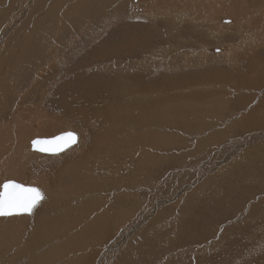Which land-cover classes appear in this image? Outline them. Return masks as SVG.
Segmentation results:
<instances>
[{
	"label": "rangeland",
	"instance_id": "1",
	"mask_svg": "<svg viewBox=\"0 0 264 264\" xmlns=\"http://www.w3.org/2000/svg\"><path fill=\"white\" fill-rule=\"evenodd\" d=\"M119 4L122 10L114 16L112 22L115 23L111 22L106 28L100 24L101 18L105 19V14L109 13L103 7L104 0H0V40H3L0 41V55H3V58L0 56V78H3L0 79V186L5 180H14L36 187L43 196L29 214L0 216V264H83L85 260L84 264H143L145 261L147 264H264V0H120ZM93 5L98 6L99 13L92 16ZM51 7L58 12L54 14ZM174 11L178 12V18ZM45 12L54 16L50 22L49 19L42 21L41 13ZM25 14L29 18L24 17ZM222 18L233 22L223 26L227 22L218 23ZM65 25L71 26L66 29ZM138 28L142 29L140 35H154L147 45V54L137 50L131 55L132 48L124 57L111 58L110 62L117 63L113 74L104 64L89 65L88 62L94 60L89 57L90 51L98 38L101 43L107 35H114L116 40L123 41ZM216 28H219L218 34L214 36ZM126 29L129 32L123 31ZM97 33L102 36L98 37ZM165 33L188 36L182 42L171 37L168 41ZM189 35L201 38L190 44ZM6 39L7 45L4 44ZM39 41L43 46L52 44L53 50L45 47L51 49L45 57L38 51L43 48ZM224 45L232 56H227L225 49L220 50ZM186 48L202 52L205 59L192 55ZM219 73L231 74L234 79L244 74V79L248 77V80L238 89H233L225 80L212 86L187 85L181 81ZM112 75L117 79L111 81ZM97 80L116 87L112 86L115 91L112 102L117 108L129 106L138 98L149 99L151 103L165 102V115L170 119L177 115L182 120L185 115L179 112L190 113L195 109L192 104L198 102L201 108L215 97H242L243 100L234 107L230 104L231 117L225 107L219 110L222 112L204 119L198 108L196 117L186 115L192 123L185 130H178L182 126H178L177 118L175 123L165 118L164 128L159 129L165 133V141L147 148L143 141L133 139L144 133L155 135L156 126L146 129L134 123L114 127L111 121H108L110 125H105L97 116L86 119L82 104L78 107L84 115L69 111L73 109L74 97H86L87 85ZM137 80L149 84L165 81L169 84V88L168 85L165 88L166 97L182 101H167L155 91L146 98L118 95L126 94L120 91L123 81ZM251 80L254 83L250 86ZM197 89L212 94L203 100H191L195 91L199 92ZM138 93L145 95V86L142 85ZM222 95L225 97L221 98ZM217 105L219 103L215 107ZM257 107L260 125L242 128L241 117L245 110ZM130 113L128 115H133ZM129 121L125 119V123ZM47 122L53 123V127L49 128ZM41 124L49 127L44 130ZM212 126L215 128L209 130ZM211 130L219 132L220 138L214 132L207 134ZM64 131L77 132L81 138L79 143L56 154L30 150L32 139ZM208 135L214 140L202 142ZM252 135H256L255 139H250ZM94 139L99 143L93 144ZM130 140L133 141L129 143ZM78 144L80 146L76 147ZM89 150L92 154L86 156L85 151ZM140 150L158 158L139 163L141 153L135 152ZM118 152L123 155L122 164L114 162L120 157ZM80 156L84 158L79 162ZM133 170L147 171L148 180L143 173L142 181L126 179L133 175ZM127 197H131L130 204L133 203L130 212L123 206ZM112 207L117 218L102 222L103 214ZM188 218L196 220L194 229L188 228ZM95 219L98 225L93 223ZM40 231L43 235H39ZM24 244H30L31 250L22 252ZM85 253L87 257L83 260Z\"/></svg>",
	"mask_w": 264,
	"mask_h": 264
},
{
	"label": "bare ground",
	"instance_id": "2",
	"mask_svg": "<svg viewBox=\"0 0 264 264\" xmlns=\"http://www.w3.org/2000/svg\"><path fill=\"white\" fill-rule=\"evenodd\" d=\"M34 1V0H33ZM35 1H37V0H35ZM41 1V0H40ZM244 1H247V0H244ZM112 2H114V0H104V8H107V12H109V13H106L105 15H106V17H105V19L102 17L101 18V22H100V24L101 25H104V27H108L109 25H112V24H110L111 22H112V20H113V18H114V16L116 15V14H118L121 10H122V5L121 4H119L120 3V0H118L117 1V3H113L112 4ZM168 2V1H167ZM34 3V2H33ZM89 3V2H88ZM87 3V4H88ZM100 3V2H99ZM169 3V2H168ZM92 4V3H91ZM115 4V5H114ZM25 5V4H24ZM29 5V4H28ZM68 5V4H67ZM95 5V4H94ZM93 5V6H94ZM114 5V7H112ZM90 5L88 4V7H89ZM92 6V5H91ZM98 6H100L99 4H98ZM98 6H96V8H95V6H94V8L93 9H91V10H93L94 12L92 13V11L90 12V14H92V16L95 14V13H99V11H98ZM123 6H124V4H123ZM41 7V6H40ZM69 7V6H68ZM73 7V6H72ZM75 7H76V5L74 6V9H75ZM86 7V6H85ZM203 7H204V5H203ZM52 8V11L54 12V14H55V12H58V10H57V8H53V7H51ZM65 8V7H64ZM66 8H67V6H66ZM101 8V7H100ZM100 8H99V10H100ZM116 8V11H113V9H115ZM33 9V8H32ZM42 9V8H41ZM70 9H71V6H70ZM85 9V8H84ZM95 9V10H94ZM101 9H103V8H101ZM43 10V9H42ZM72 10H73V8H72ZM233 10H234V8H233ZM28 11V10H27ZM31 11V10H30ZM36 11V10H35ZM78 11V10H77ZM86 10H84L83 12H85ZM101 11V10H100ZM103 11V10H102ZM26 12V11H25ZM29 12V11H28ZM47 12V11H46ZM41 13V14H43L41 17H42V21H45V20H48L49 19V22L53 19V17H51L48 13ZM75 12V11H74ZM78 12H81V11H78ZM87 12V11H86ZM89 12V11H88ZM30 13V12H29ZM40 13V12H39ZM40 14V15H41ZM71 14H74V13H71ZM86 14H88V13H86ZM90 14L88 15V16H90ZM263 14H264V8H263ZM29 15V14H28ZM33 15V14H32ZM81 15V14H80ZM80 15H79V17H80ZM103 15V14H102ZM181 15H184V14H181ZM247 15V14H246ZM35 16H37V15H34V19H36L35 18ZM70 16H72V15H70ZM83 16V15H82ZM98 16V15H97ZM24 17H28V16H26V14H25V16ZM41 17L40 18H38V19H41ZM79 17H77L78 19H80ZM95 17V16H94ZM93 17V18H94ZM29 18V17H28ZM28 18H26V19H28ZM84 18H86V17H84ZM90 18V17H89ZM89 18H87V19H89ZM92 18V17H91ZM100 18V17H99ZM22 19V18H21ZM31 19V18H30ZM23 20V19H22ZM92 20V19H91ZM224 20H225V18H223L222 19V21L224 22ZM19 21V20H18ZM74 21V20H73ZM85 21V20H84ZM88 21H90V20H88ZM87 21V22H88ZM94 21V20H93ZM95 21H97V20H95ZM219 21H221V20H219ZM19 22H23V21H19ZM26 22V21H25ZM48 22V23H49ZM68 22V21H67ZM70 23L72 22V21H69ZM83 22V21H82ZM81 22V23H82ZM91 22V21H90ZM228 22H232L231 21V19H229L228 18ZM48 23H47V25H48ZM63 23V22H62ZM108 23V24H107ZM113 23V22H112ZM115 23V22H114ZM113 23V24H114ZM23 24V23H22ZM67 24V23H66ZM72 24V23H71ZM79 24H80V22H79ZM83 24V23H82ZM99 24V23H98ZM46 25V24H45ZM46 25V26H47ZM58 25H59V23H58ZM73 25H74V23H73ZM88 25H90V24H87V26ZM92 25V24H91ZM9 26V25H8ZM14 26H16V25H14ZM19 26V25H18ZM66 26V25H65ZM69 26H71V25H69ZM68 26V27H69ZM86 26V25H85ZM44 27V26H43ZM56 27V26H55ZM67 26H66V29L68 28ZM48 28H49V25H48ZM96 28V27H95ZM9 29V28H8ZM19 30V29H18ZM54 30V29H53ZM99 30V29H98ZM142 29H140V28H138V29H134L132 32H130L129 34H132L130 37H125V39L123 40V41H120V40H116L112 35L110 36V35H107V37H105L104 38V40L100 43V41H99V39H101V38H98L97 39V43H96V45L94 46V47H92V49H91V51H90V53H91V55H89V57H93L92 59H94V60H91V61H89L88 63H89V65L91 64V66L92 65H96V64H104L105 65V68H108V69H110V72H111V74H113L112 73V70H113V67H115L116 66V64L117 63H112V62H110V60H111V58H114V57H124L133 47H135V46H144V45H146L147 43H148V38H149V41H151V37H146V34L144 35H140V33H139V31H141ZM65 30H64V28H63V32H64ZM100 31V30H99ZM99 31H97V32H99ZM124 32H129V30L128 29H126V30H123ZM218 29L216 30V34H218ZM6 32V31H5ZM82 32V31H81ZM120 32V31H119ZM122 32V31H121ZM14 33H16V31L14 32ZM20 33V32H19ZM96 33V32H95ZM61 33H59V35H60ZM101 34V33H100ZM61 35H63V34H61ZM66 35V34H65ZM97 35H98V33H97ZM57 36V35H56ZM94 36H96V35H92V37H94ZM100 35H98V37H99ZM102 36V35H101ZM100 36V37H101ZM28 37V36H27ZM60 37V36H59ZM59 37H58V39H59ZM62 37V36H61ZM87 37V36H86ZM89 37V36H88ZM1 38V37H0ZM38 40H40V37L38 36ZM57 38V37H56ZM63 38H64V36H63ZM63 38H61V40L63 39ZM81 38H84V37H81ZM95 38V37H94ZM97 38V37H96ZM4 39H5V37H4ZM36 39V38H35ZM65 39V38H64ZM63 39V40H64ZM68 39V38H67ZM70 39H72V37H70ZM69 39V40H70ZM74 39V38H73ZM86 39V38H85ZM85 39H82V41H84ZM33 40H34V38H33ZM32 39H31V42L33 41ZM47 40V39H46ZM61 40H59V43H60V41ZM88 40V39H87ZM0 41H3L2 39L0 40ZM45 41V40H44ZM65 41V40H64ZM98 41H99V43H98ZM5 42H8V40L6 39V41H4V44H6L7 45V43H5ZM12 42V41H11ZM19 42H21L20 41V39H19ZM70 42V41H69ZM87 42V41H86ZM58 43V45H61V44H59ZM61 43H62V41H61ZM90 43H91V41H90ZM94 43V42H93ZM2 44V42H0V45ZM23 44V43H22ZM34 44H35V42H34ZM39 46L40 45H42V44H40V41H39ZM37 44V45H38ZM46 44V43H45ZM6 45H5V47H6ZM36 45V44H35ZM148 45V44H147ZM10 46V45H9ZM8 46V47H9ZM43 46V45H42ZM85 46V45H84ZM88 46H90V45H88ZM0 47H2V46H0ZM4 47V46H3ZM17 47H20V46H17ZM41 47V46H40ZM45 47H48V48H51L52 50H53V48H52V44H50L49 46H47V45H45V46H43V48H40L38 51H39V53L41 54V56H43V57H45L46 56V54H50L51 53V49L50 50H47ZM54 47H56V46H54ZM7 48V47H6ZM5 48V49H6ZM67 48H69V46L67 47ZM224 48H226V47H224ZM10 49V48H9ZM9 49H6V50H9ZM12 49V48H11ZM32 50V49H31ZM60 50V49H59ZM1 51V50H0ZM12 51L14 52V49H12ZM12 51H11V54H12ZM29 51H30V49H29ZM29 51H25V52H29ZM64 51V50H63ZM99 51V52H98ZM226 51V50H225ZM4 52V51H3ZM16 52V51H15ZM57 52V51H56ZM79 52V51H78ZM77 52V53H78ZM149 52V51H148ZM8 53H9V51H8ZM59 53V52H58ZM88 53H89V51H88ZM87 53V54H88ZM159 53V52H158ZM1 54H3V53H1ZM4 55H5V53H4ZM31 55V54H30ZM35 55V54H34ZM1 56V55H0ZM3 56V55H2ZM1 56V57H2ZM3 58V57H2ZM54 58V57H53ZM86 58V57H85ZM88 58V57H87ZM259 58V57H258ZM55 59V58H54ZM90 59V58H89ZM48 60V59H47ZM50 60V59H49ZM59 60H60V58H59ZM188 60V59H187ZM257 60V59H256ZM51 61V60H50ZM72 61V60H71ZM71 61H70V63H71ZM83 61V60H82ZM81 61V62H82ZM88 61V60H87ZM255 61V60H254ZM3 62V61H2ZM40 62V61H39ZM83 62H86V60L85 61H83ZM4 63H6V60L4 61ZM3 63V64H4ZM69 63V64H70ZM87 63V62H86ZM86 63H85V66H86ZM0 64H2V63H0ZM251 64H253V63H251ZM80 65V64H79ZM38 66H39V63H38ZM82 66H84V65H82ZM254 66H257V65H255L254 64ZM103 67V66H102ZM101 67V68H102ZM1 68V67H0ZM108 69L106 70V71H108ZM156 69H157V67H156ZM96 70H97V68H96ZM1 71V70H0ZM119 71L120 72H122L121 71V69H119ZM59 72V71H58ZM96 72V71H95ZM109 72V71H108ZM109 72V73H110ZM3 73H5V72H3ZM67 73V72H66ZM105 73V72H104ZM120 74H122V73H120ZM249 74V73H248ZM99 75H101V74H99ZM106 75V74H105ZM116 75V74H115ZM231 75V74H230ZM230 75H228V76H218V75H214V74H209V75H203V76H199V77H197V76H194V77H189V78H183V79H181V81H184V84H187V85H189V84H194V83H198V82H223L224 80L225 81H227V82H232L233 83V85L235 86V87H241V86H244V84L247 82V80H248V77H247V79H244L245 78V75L243 74L242 75V77H240V76H237V78L236 79H234V78H232ZM6 76V75H5ZM97 76V75H96ZM112 76H114V75H112ZM0 77H2L1 76V74H0ZM92 77V76H91ZM105 77V76H104ZM104 77H103V79L102 80H104ZM111 77V76H110ZM232 79H231V78ZM234 77V76H233ZM97 78H99V76L97 77ZM0 79H2L3 80V78H0ZM7 79V78H6ZM63 79V78H62ZM90 79V78H89ZM89 79L87 80V81H89ZM115 79V76L113 77V79H111V81H113ZM116 79H117V76H116ZM115 79V80H116ZM122 79V78H121ZM231 79V80H230ZM5 80V79H4ZM107 80V79H106ZM109 80V79H108ZM86 81V82H87ZM186 81V82H185ZM92 81H90V83H91ZM94 82V84L92 85V83H91V85H87V87H86V97H77V96H75L74 98H76V99H73V101H74V103H73V109H69V111L71 110V111H73L74 113H81V110H82V112H83V110L85 111V115L84 114H82V115H84V117L87 119V118H90V120H91V118H93V116H94V118L97 116V118L98 119H100V121H103V124H105V125H107V124H111V122L112 123H114L113 124V126L114 125H119V127L120 126H122V125H124V124H139V125H141L143 128H151V127H154V126H156L154 129H156V131H154L156 134L154 135V134H142V135H137L133 140H139L140 142L141 141H143L144 142V144L146 145V147L148 148V147H151V146H156V145H159L161 142H163V141H165L164 140V138H165V133H163L162 131H160L159 129L160 128H164V125H165V102H153V103H151L150 101H149V99H135V100H133L132 101V103L129 105V106H126V107H124V108H117L116 106H114L113 105V99H114V88H112V86H114V85H109V83H107V84H105L104 83V81H101V80H97V81H93ZM165 81H162L161 83H158V84H149V83H147V82H144V81H142V80H137V81H134V82H131V81H123V85H121L120 86V91H122V92H124V93H126V94H123V93H119L118 95H128V97H129V95H131V94H133V95H143V97L144 98H146L147 96H150V95H152V92L153 91H155V92H157L158 93V95L160 96V97H165V88H167V86L166 85H168V88H169V84H165L164 83ZM111 83V82H110ZM121 83V82H120ZM30 84V83H29ZM31 84H33V83H31ZM72 84V83H71ZM89 84V83H88ZM116 84V83H115ZM60 85V84H59ZM145 86V90L147 91V93L144 95V94H141V93H138V91L140 90V88H141V86ZM246 85V84H245ZM2 86H4V84L2 85ZM33 86V85H32ZM31 86V87H32ZM72 86V85H71ZM116 86H117V84H116ZM250 86H251V84H250ZM4 87H6V86H4ZM61 87V86H60ZM115 87V86H114ZM64 88V87H63ZM116 88V87H115ZM3 89V88H2ZM72 90V89H71ZM59 91V90H58ZM61 94V93H60ZM117 95V98L119 97ZM194 95H195V93H194ZM193 95V96H194ZM59 96V95H58ZM125 96V97H126ZM66 97V96H65ZM67 97H68V95H67ZM139 97V96H138ZM58 98V97H57ZM120 98H122V97H120ZM119 98V99H120ZM142 98V97H141ZM65 99H67L68 100V98H65ZM123 99V98H122ZM4 100V99H3ZM115 100H117V99H115ZM127 100V99H126ZM242 100L243 99H241V98H238V99H236V100H234L233 101V103L237 106V105H240V104H242L241 102H242ZM64 101V100H63ZM72 101V102H73ZM125 101V100H124ZM180 101H182V100H180ZM66 102V101H65ZM116 102V101H115ZM121 102V101H120ZM194 103L196 102V101H193ZM192 102V103H193ZM61 103H62V101H61ZM126 103H127V101H126ZM197 103V102H196ZM230 103H231V101H229V102H224V103H219V105H217L216 107H215V104H214V107H208V106H206L207 104H205V106L203 107V106H201V108H200V105L198 104V106H199V108H200V110H201V113L203 114V115H205L206 117H207V119H208V117H210V115L212 114V115H216L215 114V111L216 110H221L222 108H224L225 109V107H226V109L228 110L229 108L230 109H232L231 107H230ZM2 104V103H1ZM4 104V103H3ZM66 104V103H65ZM64 104V105H65ZM79 104H82V108H81V110H80V108L78 107V105ZM61 105V104H60ZM67 105V104H66ZM71 105V104H70ZM223 105V106H222ZM55 106V105H54ZM192 106H194V108H196V109H194V110H190V113H187V112H182V113H184L185 114V116H184V118L181 120L180 118H178V116H177V119H178V121H177V124H179L178 126H182L181 128H178V130H181V129H187L188 127H189V125H190V123H192L191 121H189L188 120V118H186V115H194L195 117H196V115H197V105L195 104V105H193L192 104ZM62 107V106H61ZM220 109H219V108ZM234 107V106H233ZM70 108V107H69ZM192 109V108H191ZM230 109H229V113H230ZM17 110V109H16ZM226 111V110H225ZM66 112V111H65ZM68 112V111H67ZM125 112H127V113H125ZM130 112H132V114L133 115H128V113H130ZM179 112V111H178ZM217 112V111H216ZM219 112H222V111H219ZM227 112V113H228ZM206 113H207V115H206ZM226 113V114H227ZM67 114V113H66ZM131 114V113H130ZM179 114H181L180 112H179ZM73 115V114H72ZM75 115V114H74ZM78 115V114H77ZM183 115V114H182ZM15 116V115H14ZM69 116V115H68ZM80 116V115H79ZM169 116V115H168ZM167 116V117H168ZM226 116V115H225ZM229 116V115H228ZM248 116L249 117H252V113H250V115L248 114ZM38 117V116H37ZM134 117H135V119H134ZM188 117V116H187ZM212 117V116H211ZM230 117H231V114H230ZM245 117V116H244ZM244 117H241V118H244ZM41 118V117H40ZM126 118H129L130 119V121H129V123H125V119ZM173 118V117H172ZM176 119V118H175ZM175 119H170V117H168V120L171 122V123H175ZM211 119V118H210ZM218 119H219V117H218ZM83 120V119H82ZM193 120V119H192ZM1 121V120H0ZM98 121V120H97ZM108 121H111V122H108ZM221 121V120H220ZM222 121H224L223 119H222ZM26 122V121H25ZM46 122V121H45ZM66 122V121H65ZM95 122V121H94ZM182 122V124H180ZM242 122V121H241ZM48 123V122H47ZM60 123V122H59ZM32 124V123H31ZM102 123H100L99 125H101ZM102 124V125H103ZM242 124H243V122H242ZM39 125V124H38ZM44 125V124H43ZM48 125L50 126H42V124H41V126L44 128H46V127H49V128H51V126L53 127V123H48ZM55 125V124H54ZM57 125V124H56ZM55 125V126H56ZM59 125V124H58ZM136 126V125H135ZM254 126H257V122L256 123H254ZM20 127V126H19ZM98 127H100V126H98ZM102 127V126H101ZM104 127V126H103ZM115 127V126H114ZM17 128V127H16ZM45 128H44V130H45ZM95 128V127H94ZM19 129V128H18ZM36 129V128H35ZM133 129H134V127H133ZM5 130V129H4ZM30 130V129H29ZM33 130V129H32ZM49 130V129H48ZM109 130H110V128H109ZM158 130V131H157ZM15 131V130H14ZM24 131V130H23ZM127 131V130H126ZM4 132V131H3ZM18 132V131H17ZM21 132V131H20ZM97 132V131H96ZM101 132H103V131H101ZM100 132V133H101ZM107 132H108V130H107ZM116 132V131H115ZM145 132V131H144ZM6 133V132H5ZM105 133H103V135H104ZM106 134H108V133H106ZM116 134V133H115ZM134 134V133H133ZM21 135H23V134H21ZM28 135V134H27ZM97 135V134H96ZM101 135V134H100ZM102 135V136H103ZM116 136H117V134H116ZM120 136V135H119ZM118 136V137H119ZM209 136V135H208ZM216 136V135H215ZM218 136H220V135H218ZM78 137V136H77ZM92 137V136H91ZM90 137V138H91ZM100 137V136H99ZM109 137V136H108ZM83 138V137H82ZM97 138V137H96ZM81 139V138H80ZM93 139V138H92ZM207 139H209L208 137L205 139H203L202 141H205V140H207ZM251 139H255L254 137L253 138H251ZM95 140V142L93 143V144H96V143H99V141L98 140H96V139H94ZM122 140V139H121ZM133 140H130L129 141V143L131 142V141H133ZM4 141V140H3ZM82 141V140H81ZM263 141V140H262ZM1 142V141H0ZM15 142V141H14ZM101 143V142H100ZM6 145H7V143H5ZM21 144V143H20ZM91 144V143H90ZM93 144H92V146H93ZM246 145V144H245ZM80 145L78 144V146H76V147H79ZM1 147H3V146H1ZM6 147V146H5ZM3 148V149H6V148ZM10 147V146H9ZM89 147V146H88ZM93 148H95V147H92V149ZM111 148V147H110ZM113 148V147H112ZM122 148V147H121ZM139 148V147H138ZM12 149V148H11ZM89 149V148H88ZM103 149V148H102ZM108 149V148H107ZM77 150H79V149H77ZM76 150V151H77ZM94 150V149H93ZM64 151V150H63ZM83 151V150H82ZM240 151V150H239ZM62 152V151H61ZM86 152V156H87V154H89L90 156H91V152L92 151H90L89 150V152L88 151H85ZM105 152V151H104ZM108 152H109V150H108ZM112 152V151H111ZM139 152L141 153V157H140V159H141V161H139V163H142V161L143 162H146V163H148V162H150L152 159H156V158H158V157H156V156H154L153 154H149L147 151L146 152H144L143 150H140V151H136L135 152V154H138L139 155ZM242 151H240V153H241ZM91 153V154H90ZM119 153V152H118ZM83 155V154H82ZM118 156H120V157H116L117 158V160H115L114 162H119L120 164H122V157H123V155L121 154V153H119L118 154ZM136 156V155H135ZM264 156V155H263ZM9 157V156H8ZM84 157H85V155H84ZM84 157H82V156H80V158H79V162H80V160H82ZM87 158V157H86ZM98 158V157H97ZM130 158V157H129ZM72 159V158H71ZM100 159V158H99ZM126 159H127V157H126ZM140 159H136V160H140ZM264 159V158H263ZM108 160H109V157H108ZM124 160V159H123ZM133 160V159H132ZM136 160H135V162H136ZM212 160V159H211ZM213 161V160H212ZM263 161V160H262ZM102 162V161H101ZM125 162V161H124ZM105 163V162H104ZM118 163V164H119ZM126 163V162H125ZM130 163V162H129ZM66 164V163H65ZM114 164V163H113ZM124 164V163H123ZM128 163H126L125 165H127ZM262 164V163H261ZM116 165V164H115ZM1 166H3V164L1 165ZM63 166V165H62ZM123 166V165H122ZM133 166V165H132ZM64 168H65V166H63ZM261 167H263V164H262V166ZM5 168V167H4ZM105 168V167H104ZM262 169H264V168H262ZM90 170V169H89ZM249 170V169H248ZM111 171H112V169H111ZM239 171V170H238ZM94 172V171H93ZM175 172H177V171H175ZM92 173V172H91ZM111 173V172H110ZM141 173H143V175L145 176V177H147V180H148V172L146 171V172H141V171H135V170H133V172L131 173V174H133V175H131V176H128V177H125L126 179H131V178H133V179H135L136 181H142V179L143 178H145V177H143L142 175H141ZM263 173V172H262ZM116 174H118V173H116ZM5 175V174H4ZM13 175V174H12ZM11 175V176H12ZM60 175V174H59ZM70 175V174H69ZM126 175V174H125ZM124 175V176H125ZM181 175V174H180ZM253 175V174H252ZM79 176V175H78ZM105 177V176H104ZM112 177V176H111ZM181 177V176H180ZM210 177V176H209ZM259 177V176H258ZM59 178V177H58ZM121 178V177H120ZM7 179V178H6ZM63 179V178H62ZM66 179V178H65ZM110 179V178H109ZM44 180V179H43ZM205 180V179H204ZM257 180V179H256ZM264 181V180H263ZM19 183V182H18ZM74 183V182H73ZM136 183V182H135ZM2 184V183H1ZM21 184V183H20ZM92 184V183H91ZM121 184V183H120ZM189 184V183H188ZM22 185H24V184H22ZM71 185V184H70ZM73 185V184H72ZM117 185V184H116ZM109 186V185H108ZM189 186V185H188ZM216 188V187H215ZM185 188H183V190H184ZM63 192V191H62ZM187 192V191H186ZM66 193V192H65ZM185 192H183V194H184ZM182 194V195H183ZM73 195V194H72ZM81 196H83V195H81ZM184 196H185V194H184ZM66 197V196H65ZM76 197V196H75ZM57 198V197H56ZM69 198V197H68ZM128 198V197H127ZM126 198V200L127 201H124V204H123V206L125 207V209H129L131 206H133L132 204H130V198H128L127 199ZM186 198V197H185ZM184 198V199H185ZM79 199V198H78ZM83 199H84V197H83ZM107 199V198H106ZM118 199V198H117ZM206 200V199H205ZM161 201V200H160ZM183 201V200H182ZM50 202V201H49ZM72 202V201H71ZM70 202V203H71ZM163 204L165 203V200L162 202ZM56 204V203H55ZM106 204V203H105ZM109 204H111V203H109ZM114 205V204H113ZM120 207V206H119ZM52 208H54V207H52ZM106 208H107V206H106ZM152 208V207H151ZM78 209V208H77ZM118 209V208H117ZM103 210V209H102ZM101 210V212H103ZM108 210V209H107ZM120 210H121V208H120ZM130 210L131 209H129V212H130ZM55 212H56V210H54ZM182 211V210H181ZM213 211V210H212ZM108 213H104L103 214V217H104V219H100L102 222H106V221H108V220H113L112 218L114 217L115 219L117 218V216H116V213H115V208L114 207H112L111 209H110V211H107ZM214 212V211H213ZM152 213V212H151ZM23 214H29V213H23ZM22 214V215H23ZM213 214V213H212ZM14 215H17V214H14ZM19 215V214H18ZM196 218V217H195ZM9 219V218H8ZM44 219H46V218H44ZM54 219V218H53ZM188 219H190V218H188ZM193 219V220H192ZM192 219H190L189 221L187 220V223H188V228H192V229H194L193 227H194V222L196 221H194V218H192ZM55 220V219H54ZM97 219H95V222H93V223H95V225L98 223V221H96ZM98 220H99V218H98ZM52 222H53V220H52ZM115 222V221H114ZM114 222L112 223V225H114ZM55 223V222H54ZM71 223V222H70ZM101 223V222H100ZM77 223H75V225H76ZM86 224H88V223H86ZM74 225V224H73ZM98 225V224H97ZM100 225V224H99ZM122 225V224H121ZM125 225V224H124ZM41 226V225H40ZM39 226V227H40ZM45 226H47V225H45ZM77 226V225H76ZM90 226V225H89ZM108 226L110 227L111 225L110 224H108ZM52 227V225L50 226V228ZM97 227V226H96ZM112 228V227H111ZM4 229H6V228H4ZM36 229V228H35ZM94 229H95V227H94ZM98 229V228H97ZM46 232L45 233H49V231L47 230V229H44ZM105 230L106 231H108L109 230V228H106L105 227ZM7 231V230H6ZM99 231V230H98ZM101 231V230H100ZM93 232V231H92ZM2 233H4V231H2ZM38 234V233H37ZM52 234V233H51ZM9 235H11L10 233H9ZM39 235H43V233L40 231L39 232ZM99 235V234H98ZM97 235V236H98ZM185 234L183 233V236H184ZM42 237V236H41ZM4 238V237H3ZM5 238H8V237H5ZM9 238H11V237H9ZM44 238V237H43ZM97 238V237H96ZM94 239V238H93ZM100 239V238H99ZM6 240V239H5ZM5 240H3V241H5ZM29 240V239H28ZM78 240V239H77ZM97 240V239H96ZM43 241V240H42ZM41 241V242H42ZM126 241V240H125ZM13 242V241H12ZM12 242H10V243H12ZM28 242V241H27ZM10 245V244H9ZM12 245V244H11ZM34 245V244H33ZM30 247H32L30 244H28V245H25L24 244V246L22 247V252H25V251H29V250H31L30 249ZM8 248V247H7ZM20 248V247H19ZM34 248H36V247H34ZM155 248V247H154ZM153 248V249H154ZM49 249V248H48ZM157 249V248H156ZM16 250V249H15ZM19 250H21V249H19ZM163 250V249H162ZM10 251H11V249H10ZM18 251V250H17ZM33 251V250H32ZM89 251H91V250H89ZM155 251V250H154ZM157 251V250H156ZM155 251V253H157ZM19 252V251H18ZM31 252V251H30ZM88 252V251H87ZM110 252V251H109ZM149 252H151V254H153L152 253V250L151 251H149ZM16 253V252H15ZM19 253H21V251L19 252ZM52 253V252H51ZM51 253H49L50 255H51ZM22 254V253H21ZM20 254V256H22ZM24 254V253H23ZM26 254V253H25ZM31 254V253H30ZM54 254H56V253H54ZM158 254V253H157ZM85 255V257H83V260H85L84 258H86L87 257V254L85 253L84 254ZM83 255V256H84ZM46 256H49V255H46ZM53 256V255H52ZM155 256H156V254H155ZM12 257H13V255H12ZM11 257V258H12ZM15 257V256H14ZM17 257V256H16ZM45 257V256H44ZM43 257V258H44ZM141 257V256H140ZM138 258V259H141V258ZM152 257V256H151ZM25 258V257H24ZM34 258H35V256H34ZM46 258V257H45ZM152 258H154V257H152ZM143 259V258H142ZM8 260V259H7ZM35 260V259H34ZM50 260V259H49ZM100 260V259H99ZM153 260V259H152ZM158 260V259H157ZM46 261V260H45ZM85 261H87V260H85ZM85 261H84V263H85ZM105 261V260H104ZM148 261V260H147ZM33 262V261H32ZM102 262V261H101ZM137 262V261H136ZM135 262V263H136ZM141 262V261H140ZM83 263V264H84ZM89 263V262H88ZM138 263V262H137ZM136 263V264H137ZM142 263V262H141ZM146 263V261L143 263V264H145ZM148 263H149V261H148ZM32 264H34V263H32ZM39 264V263H38ZM139 264V263H138ZM147 264V263H146ZM151 264V263H150Z\"/></svg>",
	"mask_w": 264,
	"mask_h": 264
},
{
	"label": "crops",
	"instance_id": "3",
	"mask_svg": "<svg viewBox=\"0 0 264 264\" xmlns=\"http://www.w3.org/2000/svg\"><path fill=\"white\" fill-rule=\"evenodd\" d=\"M132 1H134V0H132ZM130 5H131V3H130ZM174 7V6H173ZM181 8V7H180ZM179 8V9H180ZM184 10H186V9H184ZM182 11V12H186V11ZM177 11V10H176ZM176 11H174L175 12V17H176V15H178L177 13L178 12H176ZM176 18H178V17H176ZM223 19V18H222ZM222 19H221V21H219L218 20V23H223V21H222ZM226 19H228V18H225V20H224V22H227V23H224V24H222L223 26H225V25H229V24H232V22H233V20H231L232 22L230 23H228V20H226ZM116 21V20H115ZM217 29H219V28H216V29H213V32H214V36H216L217 34H216V30ZM184 34V33H183ZM182 33H179L178 35H176V36H172L171 34H169V33H165V36H166V40H168V41H170L169 40V37H171V38H174L175 39V41L176 42H182L183 41V39L185 38V37H187L188 35H186V34H184L183 35ZM159 35H157V37H158ZM213 36V35H212ZM146 37L148 38V37H150V35H148L147 36V34H146ZM189 37L191 38V40H189V43L191 44V43H194L193 41H195V39L197 38V39H199V38H201V36H197V35H189ZM154 38V35H152L151 34V40ZM159 38H162V37H159ZM178 38V39H177ZM163 39V38H162ZM177 39V40H176ZM164 40V39H163ZM150 41H149V38H148V43H149ZM147 43V44H148ZM147 44L146 45H144V46H135V47H133V51H132V53H131V55H133L134 53H135V51H137V50H141V51H144V53L145 54H147L148 52H147ZM201 44V46H202V44H204L203 42H201L200 43ZM224 47H226L227 48V46L226 45H224V46H222L221 48H220V50H224L225 48ZM186 49H188L189 51H191L192 52V55H194V56H197V57H199V55H200V57H202L203 59H205V57L204 56H201L202 55V52H196V50L195 49H191V48H186ZM202 49H205L206 51H208L209 49H211V47H209V49H207V48H202ZM226 50V49H225ZM224 50V51H225ZM209 52V51H208ZM226 53V55L227 56H232V55H229L228 54V51H225ZM197 53V54H196ZM196 54V55H195ZM213 58V57H212ZM228 75V74H227ZM226 74H225V76H227ZM218 76H224V73H219V75ZM224 76V77H225ZM237 76H240V75H237ZM254 80H251L250 82H249V84H251V85H253L252 84V82H253ZM217 83H219V82H217ZM229 83H231V87L233 88V89H238V88H240V87H235L234 85H233V83L232 82H229ZM254 83V82H253ZM209 85V86H212L213 84H215V82H199V83H197V85ZM197 85H195V86H197ZM231 87H228L229 89H232ZM242 87V86H241ZM198 88V87H197ZM197 90H199V92H196L195 91V95L194 96H192L191 97V100H203V99H205V98H207L208 96H210L212 93H209V92H206V91H204V90H201V89H197ZM168 93L170 94V92L168 91ZM179 93H181V92H179ZM166 93H165V97H166ZM224 95V94H223ZM221 96V98L222 97H225V96ZM170 96V95H169ZM238 98H242V97H234L233 99H228V97H226V99H216V97L211 101V102H205L206 104H207V106L208 107H214V104H216V103H224V102H229V101H231V105L232 106H236L234 103H233V101L234 100H236V99H238ZM166 99H167V101H171V102H177V101H180V99H173V98H171V99H168L167 97H166ZM243 99V98H242ZM190 100V99H189ZM191 102H193V101H191ZM197 110H198V108H199V106H198V102H197ZM263 107H264V102H263V105H262ZM219 108V107H218ZM196 109V108H195ZM220 109V108H219ZM223 109V108H222ZM221 109V110H222ZM200 110V109H199ZM217 111V112H216ZM215 111V114L216 113H218V110H216ZM229 111V109L227 110V112ZM246 111H248V110H245V113H243V116L242 117H244L243 119H242V122H243V126H242V128H244V129H246V128H253V127H256V126H254V123H256L257 122V126L258 125H260L259 123H260V118H257L256 116H257V111H259V108L257 107L256 109H251L250 111H248V112H246ZM243 112V111H242ZM242 112H240L239 113V115L242 113ZM250 113H252V117H249L248 116V114L250 115ZM185 115L184 113H182L181 112V114L180 115ZM197 114H198V112H197ZM228 114L230 115V114H232L231 113V110H230V113L228 112ZM206 115H207V113H206ZM207 118L205 115H202V118ZM165 118H167V115H165ZM173 118H177V115H176V117L175 116H173ZM179 118V117H178ZM204 118V119H205ZM212 122V121H211ZM261 124H262V122H261ZM215 128V126H212V127H210L209 128V130L210 129H214ZM200 131H203V129L202 130H200ZM217 133V136L218 135H220L219 134V132H217V131H213V130H211L210 132H208L207 134H212V133ZM75 133H77V132H75ZM203 133V132H202ZM77 140H76V142L74 143L75 145L77 144V143H79V139H80V136L78 135V133H77ZM256 136V135H255ZM254 135H252L251 137L253 138V137H255ZM219 138H220V136H218ZM204 139V138H203ZM203 139H201V140H203ZM210 139H212V140H214L213 138H212V136L210 137L209 136V139H207V140H210ZM228 138H226V139H224V140H227ZM251 139V138H250ZM206 141V140H205ZM205 141H202V142H205ZM201 142V143H202ZM214 142V141H213ZM215 144H218V143H215ZM203 146V145H202ZM214 148H216V146H214ZM67 149V148H66ZM260 150H262V149H260ZM212 159H213V157H212ZM214 162H213V164H215L216 162H215V160H213ZM24 215V214H23ZM18 255V254H17ZM32 264V263H31Z\"/></svg>",
	"mask_w": 264,
	"mask_h": 264
},
{
	"label": "snow or ice",
	"instance_id": "4",
	"mask_svg": "<svg viewBox=\"0 0 264 264\" xmlns=\"http://www.w3.org/2000/svg\"><path fill=\"white\" fill-rule=\"evenodd\" d=\"M76 141V135L67 132L50 140H35V145H49L56 150H63L66 145ZM45 151V148H41ZM56 154V152H53ZM43 199L41 192L37 188H25L13 181L3 184V193L0 194V216H8L13 213H31L36 204Z\"/></svg>",
	"mask_w": 264,
	"mask_h": 264
},
{
	"label": "water",
	"instance_id": "5",
	"mask_svg": "<svg viewBox=\"0 0 264 264\" xmlns=\"http://www.w3.org/2000/svg\"><path fill=\"white\" fill-rule=\"evenodd\" d=\"M67 132H72V133H74V134L76 135V140H77V134H76L75 132H73V131H64V132H61V133L56 134V135L51 136V137H37V138L32 139V140L30 141V150H32V151H36V152H39V153H44V154H53V152L59 153V152L65 150L66 148L70 147L71 145H73L76 141H75L74 143L70 144V145H66V146L63 148V150H56V149H54L52 146H49V145H35L33 142H34L35 140H38V139H39V140H50V139H53L54 137H57V136L63 135V134H65V133H67ZM41 148H45L46 150H45V151H41V150H40ZM8 181H13V182H15V183H17V184H20V183H18L17 181H14V180H5V181L2 182V184H1V186H0V194L3 193V184L6 183V182H8ZM20 185H22V184H20ZM22 186L25 187V188H36V187L31 186V185H22ZM23 213H28V212L13 213L12 215H14V214H23ZM8 216H10V215H8Z\"/></svg>",
	"mask_w": 264,
	"mask_h": 264
}]
</instances>
